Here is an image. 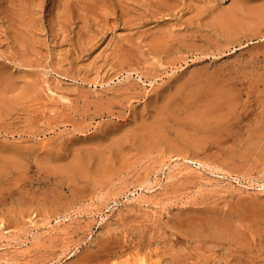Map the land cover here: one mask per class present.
Listing matches in <instances>:
<instances>
[{"label":"rangeland","instance_id":"obj_1","mask_svg":"<svg viewBox=\"0 0 264 264\" xmlns=\"http://www.w3.org/2000/svg\"><path fill=\"white\" fill-rule=\"evenodd\" d=\"M0 264H264V0H0Z\"/></svg>","mask_w":264,"mask_h":264},{"label":"bare ground","instance_id":"obj_2","mask_svg":"<svg viewBox=\"0 0 264 264\" xmlns=\"http://www.w3.org/2000/svg\"><path fill=\"white\" fill-rule=\"evenodd\" d=\"M49 91L51 92L50 89H49ZM53 92H54V91H53ZM53 92H51V93H53ZM53 94H54V93H53ZM53 94H52V95H53ZM215 119H216V118H215ZM216 120L220 121L219 119H216ZM216 120H215V121H216ZM197 123H198V122H197ZM218 123H219V122H218ZM215 124H216V123H215ZM216 125H217V124H216ZM200 126H201V125H200ZM202 126H203V125H202ZM212 126H213V125H212ZM212 126H211V127H212ZM204 127H205V126H204ZM208 128H209V127H208ZM221 128H223V127H221ZM216 130H217V129H216ZM200 131H201V130H200ZM204 131H205V130H204ZM219 131H220V130H219ZM218 133H219V132H218ZM207 134H208V133H207ZM212 135H213V134H212ZM217 135H218V134H217ZM194 142H195V141H194ZM194 146H195V145H194ZM224 231H225V230H224Z\"/></svg>","mask_w":264,"mask_h":264}]
</instances>
